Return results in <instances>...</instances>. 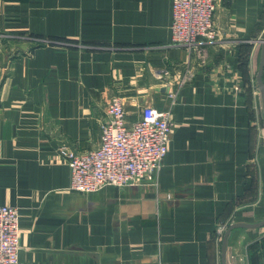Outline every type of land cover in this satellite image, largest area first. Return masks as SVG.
Wrapping results in <instances>:
<instances>
[{"label": "crops", "instance_id": "crops-1", "mask_svg": "<svg viewBox=\"0 0 264 264\" xmlns=\"http://www.w3.org/2000/svg\"><path fill=\"white\" fill-rule=\"evenodd\" d=\"M172 18L173 0H0V206L20 211L19 264H264V226L233 228L223 253L231 225L264 222V0H220L202 65ZM117 95L130 121L171 113L163 166L72 190L60 148H97Z\"/></svg>", "mask_w": 264, "mask_h": 264}, {"label": "built area", "instance_id": "built-area-1", "mask_svg": "<svg viewBox=\"0 0 264 264\" xmlns=\"http://www.w3.org/2000/svg\"><path fill=\"white\" fill-rule=\"evenodd\" d=\"M219 2L173 0V44L196 53L201 65L207 60L206 53L198 47L199 39L212 42L221 37V29L215 22ZM106 110L107 119L101 125L97 148L84 152L60 148L71 168L72 190L91 193L109 185L125 187L141 183L163 166L172 141L173 122L169 111L145 106L140 118L130 121L125 102L118 95L110 99ZM225 229L226 226L218 228L220 239ZM20 250V211L14 206H0V264H19Z\"/></svg>", "mask_w": 264, "mask_h": 264}, {"label": "water", "instance_id": "water-1", "mask_svg": "<svg viewBox=\"0 0 264 264\" xmlns=\"http://www.w3.org/2000/svg\"><path fill=\"white\" fill-rule=\"evenodd\" d=\"M263 69H264V40H263V59H262L261 68H260V71H259V74H258V83H259V85L261 87V94H262V99H263V104H264V83L262 81ZM241 226H244V227H260V226H264V222L256 223V224L235 223V224L231 225V227L227 230V232L225 233V236H224V241H223V253H224V255L226 254V242H227V238L229 236L230 231L233 228L241 227Z\"/></svg>", "mask_w": 264, "mask_h": 264}, {"label": "trees", "instance_id": "trees-1", "mask_svg": "<svg viewBox=\"0 0 264 264\" xmlns=\"http://www.w3.org/2000/svg\"><path fill=\"white\" fill-rule=\"evenodd\" d=\"M242 48H244L245 50L247 49V50H248V54H249V52H250V50H251V48H252V45H251V44H243ZM248 54H247V55H248ZM247 55H246V56H247Z\"/></svg>", "mask_w": 264, "mask_h": 264}, {"label": "rangeland", "instance_id": "rangeland-1", "mask_svg": "<svg viewBox=\"0 0 264 264\" xmlns=\"http://www.w3.org/2000/svg\"><path fill=\"white\" fill-rule=\"evenodd\" d=\"M264 40V36L262 37V41ZM222 238H223V236H222Z\"/></svg>", "mask_w": 264, "mask_h": 264}]
</instances>
